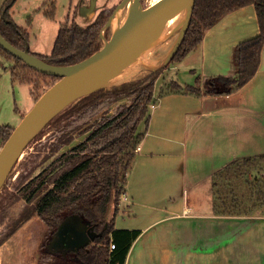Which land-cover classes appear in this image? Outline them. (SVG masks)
<instances>
[{"label":"trees","instance_id":"obj_1","mask_svg":"<svg viewBox=\"0 0 264 264\" xmlns=\"http://www.w3.org/2000/svg\"><path fill=\"white\" fill-rule=\"evenodd\" d=\"M13 2L4 0L2 4L0 33L14 46L23 49L28 41V31L17 26L9 15ZM247 4L255 7L259 32L234 46V72L210 76L202 85L199 77L193 84L184 85L170 80L165 88H160L159 97L172 92L228 94L252 78L258 69L264 43V0H193L187 25L169 61L180 62L200 44L206 29L224 14ZM116 6L101 9L85 26L66 16L58 27L49 54L32 53L58 65L86 58L101 48V30ZM43 14L54 18L55 11L45 10ZM0 52L22 61L1 45ZM164 68L165 65L138 79L83 95L48 122L56 129L54 150L72 143L76 134H86L82 140L52 158L0 207L2 212L9 202L20 196L32 203V213L45 225L38 244L37 264H125L128 250L141 231L118 229L114 221L136 148L145 135L151 105L157 101L158 96H154L156 80ZM13 75L14 72V79ZM125 98L130 99L128 103L120 104L109 113L111 106ZM139 126H144L143 130ZM12 129L8 125L0 126V147ZM259 169H264V155L238 158L217 169L211 175L213 214L251 216L260 210L264 205V180L261 184L260 181L247 180L251 170ZM241 180L251 188L249 196L252 193L257 195L251 198L250 205L246 201L248 197L244 200L239 196ZM245 194L243 191L242 196L246 197ZM72 214L81 216L93 237L77 248L52 249L50 243L60 224Z\"/></svg>","mask_w":264,"mask_h":264},{"label":"crops","instance_id":"obj_2","mask_svg":"<svg viewBox=\"0 0 264 264\" xmlns=\"http://www.w3.org/2000/svg\"><path fill=\"white\" fill-rule=\"evenodd\" d=\"M9 15L15 23L10 11ZM258 32L253 4L224 14L205 30L200 44L175 63L171 80L184 85L199 77L202 85L210 76L232 74L234 46ZM27 43L34 52L30 39ZM159 91L155 84L157 101L151 105L114 221L118 229L141 231L125 264H234L231 247L226 248L227 258L222 256L220 228L215 225L239 216L213 214L211 175L238 158L264 155V43L255 74L231 93L172 92L159 97ZM251 225L248 229L254 232ZM253 232L245 231L242 238ZM258 233L262 241L255 236L239 243L256 249L253 258L249 254L256 262L264 258V236Z\"/></svg>","mask_w":264,"mask_h":264},{"label":"rangeland","instance_id":"obj_3","mask_svg":"<svg viewBox=\"0 0 264 264\" xmlns=\"http://www.w3.org/2000/svg\"><path fill=\"white\" fill-rule=\"evenodd\" d=\"M126 1L121 5L122 0H14L9 11L13 14L16 24L24 25L25 27L29 26L28 41L30 39L32 42L31 50L48 53L52 48L58 27L66 16L69 20L74 19L80 25L85 26L101 9L121 5L118 10L120 19L123 20L125 18ZM150 3L151 0H137V5L144 11L150 7ZM52 9L55 11L54 18H48L43 14V11ZM180 34L181 29L171 36L173 45L167 57L169 59L164 64L165 68L161 71L156 82V85H160V88H165L168 85L176 70V62L169 60L173 50H175L174 48L180 38ZM111 36H113V31L111 22L108 20L104 29L101 30V43H106ZM161 66L162 64L155 66V68L151 66L145 67L137 77L129 81L138 79L155 69H159ZM12 72H14V79L12 78ZM185 77H179V81H185ZM56 80L52 76L34 71L22 61L0 52V126L8 125L10 128H14L40 95ZM110 86L113 85L107 87ZM129 100V98H125L115 103V105L110 107L109 113H112L120 104L128 103ZM55 130L54 126H49L48 123L45 124L26 146L25 151H22L16 164L0 187V207L5 205L9 197L17 194L19 188L30 177L37 174L52 158L68 149L75 142L82 140L86 134L78 133L72 143L64 145L59 150H54L53 141L57 136ZM247 180L248 182L260 181L261 184L264 180V169L251 170ZM240 184L239 196L244 200L248 197L249 199L247 198L246 201L250 205L253 200L251 198H255L257 195L255 193H252V196L248 195L251 188L245 181L241 180ZM243 191H246V197L242 196ZM246 201L245 204L248 206ZM31 208L32 203L27 202L25 198L20 196L16 200L11 201V203L9 202L4 210L0 212V264H37L38 244L45 225L40 219H35V214L32 213ZM242 216L244 215L225 219L220 225H215L216 228H220L222 256L225 259L227 258L226 248L229 246L233 249V256L236 259L234 264H264V258L257 262L250 260L249 254H252L251 258H253L252 256H255V248L249 246L245 241L242 242V245H239L242 239L254 238L255 236H257L256 240L262 241V236L260 235L259 237L258 232L261 230V234L264 236V205L254 215L249 217ZM241 219L246 220V222ZM248 221L250 222L247 224ZM250 224H253L251 226L255 229L254 232L248 229ZM194 227L192 225L189 229H194ZM32 229L35 234L31 233ZM66 229H71L77 239L69 242L63 241L62 234ZM245 231L246 233L251 231L253 235L242 238ZM86 238L87 227L85 222L80 215L72 214L67 216L59 227L58 233L51 241V248L63 247L66 242L70 247H76L85 242ZM236 246H239L238 249ZM262 246H264V242ZM248 248L252 249L245 252ZM228 252L230 253V251ZM239 254L243 255L244 259ZM231 260H234V257H230ZM203 263L206 264L205 262Z\"/></svg>","mask_w":264,"mask_h":264},{"label":"water","instance_id":"obj_4","mask_svg":"<svg viewBox=\"0 0 264 264\" xmlns=\"http://www.w3.org/2000/svg\"><path fill=\"white\" fill-rule=\"evenodd\" d=\"M125 1L126 0H122L121 5ZM185 1L186 0H161L154 6L147 8L145 14L139 18L129 21L126 28L120 34L117 36H111L106 43L102 44L98 51H95L86 58L72 64L58 65L49 63L30 52L28 43H26L25 48L20 49L10 43L0 33V45L9 53L40 72L59 76V78L40 95L17 125L14 126L11 133L2 144L0 148V187L10 170L16 164L22 151L45 124L61 112L67 105L76 101L81 96L99 89L88 90L91 84L96 80L97 76L101 73L102 66L111 61H115L143 31L163 20L170 13L178 10ZM192 3L193 0H190L189 8L185 14V22L182 28H180V38L174 49H176L187 25ZM121 5L116 6L115 10L109 17V22ZM168 59L169 58H166V60H164L162 66L168 61ZM81 77H86L87 79L78 89L70 91L73 82ZM63 222L61 224H63ZM58 230L56 234L58 233ZM62 235L63 241L69 242L77 239L73 235L71 229H66ZM92 237V233L87 228V238L85 242L76 247H70L66 242L63 247L56 249L64 250L68 248H77L85 244L89 238Z\"/></svg>","mask_w":264,"mask_h":264},{"label":"bare ground","instance_id":"obj_5","mask_svg":"<svg viewBox=\"0 0 264 264\" xmlns=\"http://www.w3.org/2000/svg\"><path fill=\"white\" fill-rule=\"evenodd\" d=\"M160 1L151 0L150 7ZM189 4L190 0H186L178 10L143 31L115 61L102 66L101 73L88 90L127 82L137 77L145 67L160 66L171 52V36L182 27ZM145 12L146 10L137 5V0H127L125 18L120 19L117 10L110 19L113 36L120 34L129 21L139 18ZM86 79H76L70 91L78 89Z\"/></svg>","mask_w":264,"mask_h":264},{"label":"built area","instance_id":"obj_6","mask_svg":"<svg viewBox=\"0 0 264 264\" xmlns=\"http://www.w3.org/2000/svg\"><path fill=\"white\" fill-rule=\"evenodd\" d=\"M136 149H139V146H137V148H136ZM110 247H111V248H113V247H114V244H113V243H111V244H110Z\"/></svg>","mask_w":264,"mask_h":264}]
</instances>
